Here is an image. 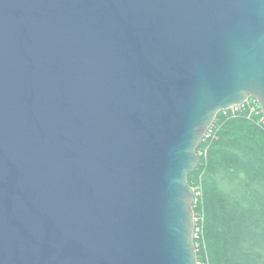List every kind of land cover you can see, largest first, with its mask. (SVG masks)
Listing matches in <instances>:
<instances>
[{
    "label": "water",
    "instance_id": "water-1",
    "mask_svg": "<svg viewBox=\"0 0 264 264\" xmlns=\"http://www.w3.org/2000/svg\"><path fill=\"white\" fill-rule=\"evenodd\" d=\"M249 97L264 0H0V264H198L187 177Z\"/></svg>",
    "mask_w": 264,
    "mask_h": 264
},
{
    "label": "trees",
    "instance_id": "trees-1",
    "mask_svg": "<svg viewBox=\"0 0 264 264\" xmlns=\"http://www.w3.org/2000/svg\"><path fill=\"white\" fill-rule=\"evenodd\" d=\"M258 116L223 115L189 185L201 187L195 214H202L201 239L194 241L198 264H264V128Z\"/></svg>",
    "mask_w": 264,
    "mask_h": 264
},
{
    "label": "built area",
    "instance_id": "built-area-1",
    "mask_svg": "<svg viewBox=\"0 0 264 264\" xmlns=\"http://www.w3.org/2000/svg\"><path fill=\"white\" fill-rule=\"evenodd\" d=\"M221 112H223L224 116H226V115L237 116V115H241V114L245 115L247 118H251V117L257 118V116H258L257 124L264 128V115L262 113L261 106H260L259 102L253 97H249L241 105L232 106V107H230L224 111H221ZM213 135H214V133H213V130L211 129V126H210L209 129L207 130V132L205 133L203 140L209 139L210 137H213ZM196 153L198 155V159H200V157L203 159L205 157V154H206V149L204 147L200 148L199 150H196ZM198 163H199V161H198ZM193 190H194V199H193L192 206L196 207L198 204V200L201 196L200 185H196L193 188ZM202 221H203V217L200 216L198 213L197 214L194 213L193 241H195V240L199 241L201 239V235H202L201 223H202ZM195 247H196V245H195Z\"/></svg>",
    "mask_w": 264,
    "mask_h": 264
},
{
    "label": "rangeland",
    "instance_id": "rangeland-1",
    "mask_svg": "<svg viewBox=\"0 0 264 264\" xmlns=\"http://www.w3.org/2000/svg\"><path fill=\"white\" fill-rule=\"evenodd\" d=\"M200 216H202L201 213H199ZM203 229V223H201V230Z\"/></svg>",
    "mask_w": 264,
    "mask_h": 264
}]
</instances>
